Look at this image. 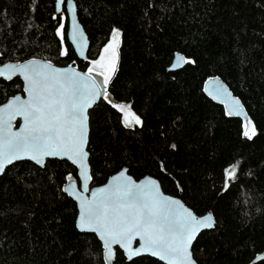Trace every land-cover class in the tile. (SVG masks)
<instances>
[{"label": "trees", "instance_id": "16d2710c", "mask_svg": "<svg viewBox=\"0 0 264 264\" xmlns=\"http://www.w3.org/2000/svg\"><path fill=\"white\" fill-rule=\"evenodd\" d=\"M75 2L90 40L87 61L71 45L66 10L57 15L54 0H0V63L45 59L88 71L117 30L108 99L89 113L92 185L123 168L136 179L152 176L195 214L214 215V229L193 246L200 264H252L264 253V0ZM177 53L192 62L169 71ZM212 76L243 102L252 139L243 135L247 122L228 117L204 93ZM23 93L20 78L0 79V105ZM113 102L130 106L141 124L125 127ZM69 176L78 170L68 161L7 168L0 177V264H105L101 241L76 226L77 204L64 191ZM114 264L163 263L128 261L117 248Z\"/></svg>", "mask_w": 264, "mask_h": 264}, {"label": "snow or ice", "instance_id": "6c2138e0", "mask_svg": "<svg viewBox=\"0 0 264 264\" xmlns=\"http://www.w3.org/2000/svg\"><path fill=\"white\" fill-rule=\"evenodd\" d=\"M58 35L63 37L62 30L58 31ZM119 35L114 30L113 38ZM109 49L113 50L115 57V45L109 44L104 51L108 52ZM5 71L9 73L8 79L16 72L23 74L29 98L21 100L15 97L0 109V172L4 171L5 164L25 156L41 165L47 156L67 157L83 170V189L88 191V181L92 177L88 175V153L84 150L86 111L101 95L95 91V83L89 84L86 74L75 71L68 73L53 69L51 64L37 65L35 61L19 67L9 65ZM5 71H0V75H4ZM92 71V68L88 69L89 73ZM115 71L113 60L111 72ZM110 79V76H105V83ZM104 95L107 96V93ZM112 107L124 113L125 127L133 123L141 124L130 106L113 103ZM233 109L236 115H240L239 101L234 102ZM16 115L23 116L24 125L20 131L12 132L11 121ZM248 124L251 121L245 125L243 135L252 139L256 134L255 127L253 125L248 131ZM234 168L226 170L229 179L235 178ZM113 179L114 186L94 191L92 200L78 197L82 209L78 226L82 231L99 233L107 250L106 264H110L114 256L113 244L128 250L129 259L143 251L159 256L168 264H195L189 246L199 227H213L211 214L197 218L191 211L183 209L178 201L162 196L155 181L135 184L123 171ZM173 206L183 210L174 212ZM137 237L142 242L141 246L132 251L131 243Z\"/></svg>", "mask_w": 264, "mask_h": 264}, {"label": "water", "instance_id": "95a60500", "mask_svg": "<svg viewBox=\"0 0 264 264\" xmlns=\"http://www.w3.org/2000/svg\"><path fill=\"white\" fill-rule=\"evenodd\" d=\"M55 2V7H56V13L57 15H61L63 14L64 10H66L67 13V36L68 39L71 43V45L73 46L77 56L84 61L88 60V52L90 49V40L88 37V34L86 33L82 23L80 22L79 16H78V9H77V4L75 2V0H54ZM83 53V54H81ZM185 57L183 54L177 53L174 56V59L172 61L171 66L169 67V71L175 72L178 70H181L185 67L186 63L183 62L185 61ZM35 61L37 63V65H44V64H51L53 69H58L61 71H67L68 73H71L73 71L80 73L81 75H87L88 80H89V84H91L92 82L95 83L96 88L95 91L101 93L100 96H98L92 106L90 108L87 109L86 111V115H87V135H86V144L84 146V150L88 153L87 156V160H86V167L88 170V175L91 176V165H90V153L88 150V146H89V136H90V117H89V113L90 111L96 106L98 105L102 100H107L108 99V88H109V81L107 83H105V77L100 74L97 73L95 71H92L91 73H89L88 71H83L81 69H79L78 67L74 66V65H67V66H59L56 65L48 60L45 59H29L27 61L24 62H5V63H0V71H5L6 66L9 65H15V66H22V65H27L29 62ZM9 75V73H7L5 71L4 75H0V79L5 80V81H11L14 78H20L23 82V94H17L11 98H9L5 103H3L2 105H0V109H3L6 105H8L13 98L15 97H20L21 100H27L28 97V92L26 91V81L24 79V76L22 73L20 72H16L14 74H11V79H8L7 76ZM203 91L206 94V96L211 99L213 102H215L216 104H219L221 106L224 107V110L227 114L228 117L231 118H240L242 119L244 122H248L249 121V115L248 112L243 104V102L240 100L239 97H237L236 95H234V93L232 92V90L230 89V87L222 80V78H220L219 76H212L209 77L203 85ZM104 93H107V96L104 95ZM235 101H239V111H240V115H236L235 111L233 109V104ZM12 124V128L11 131L12 132H17L20 131L23 128L24 125V119L23 116L20 115H16L14 116V118L11 121ZM44 163L38 164L36 163V161L31 160L29 158H27L26 156L22 159L19 160H14L11 164H5L4 167V171L0 172V177L5 173V171L7 170V168H9L10 166H12L15 163L18 162H22V161H29L34 163L35 165H37L40 168H44L46 166V163L48 160H60V161H68L70 164H72L73 166H75L78 170V176H69L71 177V179H67V182L64 186V191L67 195H69L77 204V208H78V215H77V220H76V226L78 228V230L80 232L83 233H90V234H95L97 236V238L101 241L103 248H104V261L106 264V248L104 247V243L102 241V239L100 238L99 233L97 232H93V231H87L84 230L82 231L80 229V227L78 226L80 223V216H81V200L78 197H82L85 200H92L93 199V195L92 193L100 188H108V187H112L114 186V179L115 177H119L120 173L123 171L125 173L126 177H130L131 180L135 183V184H146L148 180H152L155 181L158 189H159V193L164 196V197H168L171 198L173 200H176L179 202L180 205L183 206V209H187L189 211H191L193 213L194 216H196L197 218H203L208 216L209 214H211V216L213 217L214 220V224L213 227L211 228H206V227H199L191 241V244L189 246V252L191 255L192 260L195 262V264H200L193 253V246L195 241L197 240V238L200 236V234H202L205 231L208 230H212L214 229L215 225H216V219L214 217V215L212 214V212H207L204 215H197L195 214L180 198L175 197L173 195L167 194L166 192H164V190L161 187L160 182L152 177V176H145L141 179H136L134 178L130 173L128 168H123L122 170H120L119 172L115 173L114 175H112L106 183L100 185V186H93L92 185V178L88 181V191H84L83 189V184H84V174H83V170L77 165L74 164L71 160H69L67 157H62V156H47L43 158ZM92 177V176H91ZM123 181H121L122 183ZM183 209H179L177 206H173V210L175 211H182ZM141 241L139 240V237H137L136 239H134L131 243V248L130 250L135 251L136 249L140 248L141 246ZM112 251L114 253L113 258L110 261V264H114L115 259H116V252H117V248H119L127 257L128 261H132L134 259L140 258V257H144V256H148L151 258H154L160 262H162L163 264H168V261L166 260H161L159 258V256H153L150 252H141L140 255L138 256H133L131 259H129L128 256V250H126L125 248H122L120 245L118 244H113L112 246ZM264 260V253L263 254H259L258 256L255 257V259L253 260L252 264H258L259 262Z\"/></svg>", "mask_w": 264, "mask_h": 264}, {"label": "rangeland", "instance_id": "374dc122", "mask_svg": "<svg viewBox=\"0 0 264 264\" xmlns=\"http://www.w3.org/2000/svg\"><path fill=\"white\" fill-rule=\"evenodd\" d=\"M119 42H120L119 37L114 39L113 38V34H112L109 42L103 48L100 56L97 59H93L91 61L89 68H92L93 71L102 74L104 77L105 76H110L112 78V76L115 73V72L114 73L111 72V67H112L113 60H115L116 68H117V65H118ZM109 44H114L115 45V53H116L115 57L113 55V50L112 49H109L108 52L104 51L105 48L108 47ZM101 57H103V60H101ZM113 103H115V102H113ZM115 104L124 105V104H120V103H115ZM124 106L127 107V105H124ZM123 115H124V113H123ZM129 118L131 119V117H129ZM133 124H135V123H133Z\"/></svg>", "mask_w": 264, "mask_h": 264}]
</instances>
